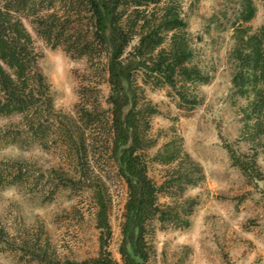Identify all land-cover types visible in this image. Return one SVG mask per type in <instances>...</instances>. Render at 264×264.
Returning <instances> with one entry per match:
<instances>
[{
	"label": "rangeland",
	"instance_id": "1",
	"mask_svg": "<svg viewBox=\"0 0 264 264\" xmlns=\"http://www.w3.org/2000/svg\"><path fill=\"white\" fill-rule=\"evenodd\" d=\"M173 1L186 23L191 64L208 80L204 84L179 80L172 88L145 82L141 72L132 78L137 111L146 110L141 133L152 143L142 146L140 154L159 188L158 205L173 209L165 220L156 217L147 223L150 264H264V151L255 150L245 134L240 109L247 102L232 85L236 63L231 60L239 25L251 32L264 25V0H251L255 14L249 23L241 21V0ZM35 3L20 4L18 16L51 87L54 113L50 123L43 119L38 136L26 129L22 115H0V264L96 259L98 205L88 182L94 177L105 185L111 227L108 250L121 262L128 190L110 158L106 58L97 46L89 60L71 58L62 46L47 44L32 21L34 13L49 11L48 2ZM57 7L70 9L63 3ZM124 7L131 10L128 4ZM85 17L83 13V33L76 38H83L88 29ZM136 43L135 38L127 51ZM78 104L96 110L90 122L84 117L80 124L84 133L76 135L85 134L88 143L89 157L82 165L68 148L59 123L60 115L79 120ZM170 142L178 147V156L163 163L156 156ZM230 150L255 154L262 180L247 179L233 164Z\"/></svg>",
	"mask_w": 264,
	"mask_h": 264
},
{
	"label": "trees",
	"instance_id": "2",
	"mask_svg": "<svg viewBox=\"0 0 264 264\" xmlns=\"http://www.w3.org/2000/svg\"><path fill=\"white\" fill-rule=\"evenodd\" d=\"M35 1L0 0V115H22L26 129L38 136L39 132L42 133L43 119L51 122L49 118L54 113V99L51 87L40 71L39 56L34 51L32 37L18 16L23 10L18 7L20 4L35 6ZM46 2L49 11L34 13L32 21L39 37L53 48L62 46L71 58L86 57L91 60L96 46L105 55L110 84V158L128 190L119 247L121 262L115 261L108 250L111 227L105 185L94 177L88 182L98 205L100 251L96 259L66 264H150L147 223L156 217L165 220L173 209L165 210L158 205L159 188L148 176L147 164L140 154L142 146L149 147L152 143L141 133L142 116L146 110L137 111L138 98L132 88V78L135 73L141 72L145 82L172 88L179 80L190 84L207 82L200 69L191 64L193 52L186 23L173 0ZM62 3L70 5V9H59L57 6ZM241 3V21L249 23L255 9L251 0H241ZM127 4L131 7L130 11L124 7ZM151 5L153 9L150 11ZM82 12L87 16L88 29L83 38H76L83 33ZM135 38L137 43L127 51ZM234 41L231 60L236 67L232 85L247 102L240 109L244 131L250 136L255 150L261 148L264 151V25L256 32L239 25L234 32ZM180 96L187 100L186 95ZM95 111L85 104H78L80 119L76 122L72 117L60 115V129L80 165L89 157L88 143L85 134L76 135L84 133L80 124L84 117H89L90 122ZM178 152V147L170 142L156 157L163 163H169L177 158ZM229 152L233 164L247 179L262 180L255 154L250 157L238 155L232 150ZM2 184L1 175L0 186Z\"/></svg>",
	"mask_w": 264,
	"mask_h": 264
}]
</instances>
